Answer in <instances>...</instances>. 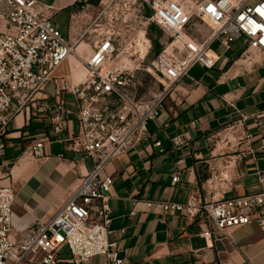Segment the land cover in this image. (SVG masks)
<instances>
[{
	"label": "built area",
	"instance_id": "built-area-1",
	"mask_svg": "<svg viewBox=\"0 0 264 264\" xmlns=\"http://www.w3.org/2000/svg\"><path fill=\"white\" fill-rule=\"evenodd\" d=\"M144 2L150 13L142 17L168 37L147 68L142 63L151 44L144 52V42L136 43L137 49H121L117 36L104 34L99 28L92 37L88 36L89 28L81 24L84 10L74 17L79 31L75 38L56 24L53 5L39 4L37 0H0V152L17 114L31 107L50 118V129L56 137L68 130L74 119L77 132L62 141L67 150L93 162L55 214L28 226L17 238L12 225L15 191L3 183L7 166L0 163V264H60L63 250H67L72 264H85L96 256H104L106 264H127L126 258L120 256L118 242L109 239L114 180L105 173L107 165L137 144L149 142L148 121L159 117L166 96L190 77L194 66L212 69L216 65L214 42L230 49L245 38L243 53L264 52V0ZM101 3L99 0L98 5ZM89 6L97 5L81 7ZM196 19L208 25V34L201 32ZM85 37L92 41L88 43L89 52L83 54L77 49ZM74 53L71 80L56 76ZM140 71L154 73L163 91L142 95ZM50 83L55 85L56 102L42 104L40 101L48 98L46 87ZM67 93L74 96L76 109L66 106ZM246 118L243 116L242 121ZM191 125L197 126L198 121L193 120ZM52 140L50 136L37 138L22 155L44 158ZM171 141L174 146L183 143L181 136ZM154 145L160 152L165 151L161 140ZM257 174L263 184L264 172L257 170ZM177 180L175 175L173 182ZM144 204L192 220L201 216L209 226L204 235L210 236L212 229L226 233L229 228L250 223L256 215L264 216V191L205 200L191 197L186 203L147 200Z\"/></svg>",
	"mask_w": 264,
	"mask_h": 264
},
{
	"label": "crops",
	"instance_id": "crops-1",
	"mask_svg": "<svg viewBox=\"0 0 264 264\" xmlns=\"http://www.w3.org/2000/svg\"><path fill=\"white\" fill-rule=\"evenodd\" d=\"M37 1L56 8L54 20L59 13H68L67 25L60 29L78 36L74 17L81 7L76 3L83 0ZM241 40L244 47L239 45ZM220 47L222 51L212 46L216 65L212 69L194 66L190 77L162 103L159 117L148 121L149 142L137 144L105 169L114 180L109 239L118 242L127 264H264V216L256 215L226 233L212 229L205 236L209 226L201 216L192 220L144 204L264 191L257 174V170L264 172V52L243 53L245 38L230 49ZM75 63L74 53L56 76L71 80ZM50 86L54 89L48 92ZM46 92L48 98L40 103L53 105L54 83L48 84ZM65 103L76 109L71 93L65 94ZM243 116L247 118L242 121ZM193 120L198 121L195 127ZM50 125V118L36 108L22 110L0 152V163L7 166L3 183L15 191L14 238L38 220L53 216L93 166L90 158L67 150L62 141L77 132L74 119L57 137ZM45 136L53 139L46 157L22 155L33 140ZM175 136L183 140L179 146L172 144ZM157 140L162 141L164 152L154 145ZM175 175L178 180L173 182ZM59 262L72 264L67 250L61 252ZM85 264H106V259L96 256Z\"/></svg>",
	"mask_w": 264,
	"mask_h": 264
},
{
	"label": "rangeland",
	"instance_id": "rangeland-1",
	"mask_svg": "<svg viewBox=\"0 0 264 264\" xmlns=\"http://www.w3.org/2000/svg\"><path fill=\"white\" fill-rule=\"evenodd\" d=\"M192 1L196 2L201 0ZM102 2L103 3L97 6H89L85 9L82 7L78 8L80 12L84 10V17L81 19V24H83L84 28H89L88 36L92 37L96 33L95 29L99 28L100 32H104V34H113L117 36L121 42V49H137L138 46H136V43L139 44L144 42L141 46L144 52L147 48V44H151L149 52L142 63V67L147 68L158 54L156 53L157 46L155 42H158L162 49V44L168 39L164 31L157 25L147 23L142 17L147 16L149 12L148 4L144 2V0H102ZM85 13H87L88 16H86ZM67 14L68 13H59L55 18L56 23L62 29H65L67 25ZM195 23L201 28V32L204 35L209 33L210 29L204 22L196 19ZM137 39L139 40L137 41ZM83 41L84 42H81L79 45V48L84 51L83 54H86L91 49V45L88 43H91L92 40L85 37ZM243 41H239V45L244 47ZM213 47L217 51L223 50L218 41L213 44ZM139 51L140 50H138V52ZM256 53L259 52L252 50L248 55ZM138 79L141 83L140 93L142 95L151 96L163 91L164 86L152 72L140 71L138 73ZM52 89H54L53 86H50L47 91L50 92Z\"/></svg>",
	"mask_w": 264,
	"mask_h": 264
},
{
	"label": "water",
	"instance_id": "water-1",
	"mask_svg": "<svg viewBox=\"0 0 264 264\" xmlns=\"http://www.w3.org/2000/svg\"><path fill=\"white\" fill-rule=\"evenodd\" d=\"M98 3H99V0H87V1L83 0V1L77 2L76 4L78 6H85L87 4L98 5Z\"/></svg>",
	"mask_w": 264,
	"mask_h": 264
},
{
	"label": "trees",
	"instance_id": "trees-1",
	"mask_svg": "<svg viewBox=\"0 0 264 264\" xmlns=\"http://www.w3.org/2000/svg\"><path fill=\"white\" fill-rule=\"evenodd\" d=\"M150 12H148V14H149ZM156 44V46H157V49H156V53H159V51H160V49H161V46L158 44V42H155ZM160 46V47H159Z\"/></svg>",
	"mask_w": 264,
	"mask_h": 264
},
{
	"label": "bare ground",
	"instance_id": "bare-ground-1",
	"mask_svg": "<svg viewBox=\"0 0 264 264\" xmlns=\"http://www.w3.org/2000/svg\"><path fill=\"white\" fill-rule=\"evenodd\" d=\"M78 52L83 53L84 51L81 48H78Z\"/></svg>",
	"mask_w": 264,
	"mask_h": 264
}]
</instances>
